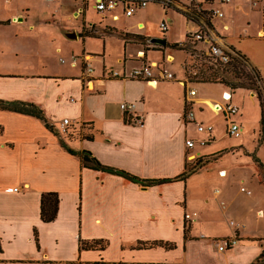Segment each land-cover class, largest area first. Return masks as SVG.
Instances as JSON below:
<instances>
[{
  "label": "crops",
  "instance_id": "1",
  "mask_svg": "<svg viewBox=\"0 0 264 264\" xmlns=\"http://www.w3.org/2000/svg\"><path fill=\"white\" fill-rule=\"evenodd\" d=\"M87 1L83 12L73 0H37L42 13L49 10L58 17L66 14L68 19L83 16L89 26L81 27L82 23L79 30L72 29L84 46L78 60L70 57V65L60 68L42 61L0 68V99L32 102L45 116L44 121L0 109V264L252 263L264 244V185L252 152L244 140L218 146L214 129L197 131L198 123L212 125L211 114L220 113L225 136H229L227 120L217 107L224 102L222 93L231 90L220 83L186 81L182 54L149 42L151 37H163L166 44L181 43L186 35L199 32L209 19V28L203 29L205 41L245 54L213 26L214 19L224 18L225 12L219 6L223 16H209L213 6L210 0H172L166 9L158 1L150 2L159 5L165 15L174 9L196 25L185 31L181 40H168L160 28L164 19L159 22V35L144 30L142 20H133L143 8L126 16L118 5L103 13L106 17L99 23L97 16L102 14L94 7L95 0ZM229 2L235 12L258 10L263 17L264 2L214 3ZM190 11L197 17L193 21L186 18ZM28 12L18 0L0 3V21L7 24L9 21L4 20L9 17L20 21ZM53 17L42 15L41 21L24 19L18 24L30 29L49 28L56 22ZM121 19L126 22L117 24ZM223 28H228L227 23ZM256 36L264 40V28H259ZM89 40H102V49H87ZM112 42L116 44L113 51L109 46ZM156 45L163 50H154ZM131 46L134 49L127 51ZM146 46L151 49L145 50ZM41 52L37 50L36 55ZM153 52L160 56L153 57ZM179 54V69L174 71L168 65ZM245 55L257 68L253 57ZM59 61L66 59L59 57ZM144 62L152 64L149 81L106 77L107 70L124 71ZM84 65L91 66L92 71L86 73ZM163 69L175 78L164 77ZM209 84L220 89L219 101L203 92ZM189 90L195 94L190 95ZM240 94L246 95V103L235 120L242 132L250 124L258 135V100L245 89L231 93L232 99ZM122 101L135 103V113L121 110ZM188 109L194 112L193 120L185 119ZM63 118L70 120L66 130L60 124ZM136 118L141 123L135 122ZM196 136L208 142L201 145ZM188 139L196 141L192 148L186 146ZM67 149L89 151L102 166L161 181L141 184L106 169L84 166L80 157ZM196 159L207 162L186 177L167 180L183 173L186 164ZM45 192H56L59 199L56 217L48 222L40 215ZM185 213L189 219L184 218ZM234 236V246L218 250L217 241ZM81 241L86 244L84 248ZM153 242L162 244L151 245ZM166 243L172 246L166 247Z\"/></svg>",
  "mask_w": 264,
  "mask_h": 264
},
{
  "label": "rangeland",
  "instance_id": "2",
  "mask_svg": "<svg viewBox=\"0 0 264 264\" xmlns=\"http://www.w3.org/2000/svg\"><path fill=\"white\" fill-rule=\"evenodd\" d=\"M19 5L23 10L29 9V12L25 16L23 14V18L18 20H12L11 17L4 21H9L7 24L6 22L0 21V68L2 69L9 68L11 66L21 65L23 67L28 66L27 64H34V62H40L43 63L46 62L48 66L51 67H68L70 64V57L71 59L78 60L79 54L81 53V50L83 49V41L82 38L79 37L78 32L76 33L75 38H70L66 35V33L71 29L79 30V27H85L87 28V24H85V21L80 16L77 18L68 19L67 15L64 14L60 17L57 16L56 12H49L47 11H41L39 2L37 0H18ZM78 3V10L79 11H85L84 9L87 7V1L86 0H73ZM213 2L212 7H219L221 6L222 10L225 12L224 18H217L213 21L214 28L218 31L220 35L229 36L228 38L230 41L236 45L240 46L243 49V52L245 54H248V56L253 57L255 62L257 63L256 66L261 72V78L264 80V40H261L257 38L256 32L259 28H264V17L262 15H259L258 10H254L250 13V11L247 14H244L242 12H235L232 9V2H229L225 5H220V3H217L216 5L214 2L215 0H210ZM256 4L261 5L264 1L263 0H253ZM5 0H0V3H4ZM221 10V11H222ZM51 14L54 16L53 20L54 26L45 28V27H35L33 29L25 28L22 23L25 20H38L41 21V16L46 15L50 17ZM21 16V15H20ZM57 16V17H56ZM92 16V19L94 20L93 15L90 14V17ZM106 16L104 14L98 15V21L99 23L104 21V18ZM96 18V17H95ZM96 18V19H97ZM173 18L170 22L169 19ZM233 18L234 21H231ZM164 19L165 21L169 22L168 24V30L164 33L166 35V38L168 40L172 39H178L181 40L183 36L187 33L185 31H190L196 26L195 24L191 22H187L185 18L175 11L174 9H169L166 13V15L163 13L161 7L156 4H148L143 9H140L135 13V18L133 20H142L146 28L144 30H147L149 33H157L159 35L158 26L159 22ZM86 20H91L87 19ZM126 22V19H121L120 21H117V24L120 25V23ZM133 22V21H132ZM227 23L228 28L224 29L223 24ZM99 26V25H98ZM80 31L81 28H80ZM235 35H243L245 38H238V36ZM225 37V38H227ZM111 41V39H110ZM187 41V40H184ZM183 41V42H184ZM188 43V42H187ZM170 43L166 44L165 47H168ZM110 48L113 50L116 49V44L113 42L109 44ZM157 47H153L154 50H163L159 45H156ZM86 48L92 51H98L102 49V40L100 42L98 41H91L86 45ZM130 48V49H129ZM127 49V51H132L134 48L131 46ZM161 48V49H160ZM43 50L39 55H36L37 50ZM86 49V50H87ZM148 46H146L145 50H149ZM166 50H171L166 48ZM111 51V52H112ZM238 51V50H237ZM170 52V51H169ZM173 53V51H171ZM183 58L180 61L181 67H186L193 69L192 67H198L200 62L195 59L191 58L184 52L180 51ZM152 56L155 58H158L160 55L157 52H153ZM59 57H63L66 59L65 62H60ZM164 59V58H163ZM178 59H180V54L177 55L175 60L168 65L169 68L172 70L179 69V65L177 63ZM72 61V62H73ZM250 66H252L249 62L247 63ZM87 67H91L89 65H84V69ZM92 68V67H91ZM174 70V71H175ZM228 79H231L232 81H246L243 77H240V79L234 78L232 75L227 76ZM221 84V83H220ZM224 89L231 90L235 93L236 90L239 89H232L229 87V85L221 84ZM261 91L264 93V81L261 80ZM203 92L210 96L213 100L219 101V95H220V89L216 85H207L203 87ZM248 92H253L248 90ZM254 93V92H253ZM255 94V93H254ZM70 99V98H69ZM71 101V100H70ZM246 95L240 94L238 98L232 99L233 104H235L239 109L241 105L245 104L246 102ZM238 109V111H239ZM239 112H237L238 114ZM250 114L252 115V111H250ZM238 115H234L232 118L238 119ZM211 118L213 119V129L214 133L216 135V139H219V145H223L225 143L229 144H235L240 139L244 140V146L248 149V151L253 152L255 149L256 155L264 162V149L261 147H257V135L254 130H252V126L250 124H247V127L244 129L243 132L240 133L239 137H231V136H225L224 133V126L225 121L223 119V116L220 113L217 114H211ZM236 121V120H235ZM196 141H199L202 138L194 137ZM255 167V165H254ZM186 214V213H185ZM184 214V218H185ZM189 219V218H185Z\"/></svg>",
  "mask_w": 264,
  "mask_h": 264
},
{
  "label": "trees",
  "instance_id": "3",
  "mask_svg": "<svg viewBox=\"0 0 264 264\" xmlns=\"http://www.w3.org/2000/svg\"><path fill=\"white\" fill-rule=\"evenodd\" d=\"M194 11L189 12V16L186 15L188 20H195L197 17L194 14ZM203 13V12H202ZM197 15H201L197 13ZM263 17H264V8H263ZM207 18V17H206ZM207 26L211 24L209 19H206ZM186 40L184 42H175L171 43L168 47L173 51L182 52L184 51L192 60V58L197 59L200 64L198 67H192L193 69L183 67V75L185 80L190 83L196 82H212V83H221L224 85H229L232 89H245L250 90L255 93V96L258 100L260 106V118H259V130L257 135V146L264 149V93H262L260 82L262 80L260 72L254 66H250L248 63V58L245 54H242L239 51L233 50L232 53H229V61L219 62L218 60L211 57L207 51L210 46V41H205L203 38L193 39L192 36L186 35ZM188 42V43H187ZM198 45L199 48H198ZM232 75L236 79L243 77L246 81H232L228 79L227 76ZM231 93H233L231 91ZM0 109L9 110L18 113H23L26 115L34 116L38 119L45 121V116L42 109L32 103L21 100H3L0 99ZM72 154H76L80 157V161L84 166H92L93 168L106 169L110 172H115L120 174L133 182L141 184H149L153 182H160L161 180H145L140 179L130 173L115 169L112 167L102 166L98 163L94 157H92L89 151L74 152L71 149H67ZM252 161L255 165L259 181L264 185V162L256 155L255 152L251 153ZM207 160L201 161V159H196L192 164L187 163L185 170L180 175L167 179V180H178L183 177H186L188 174L194 172L195 169L203 166ZM58 194L56 192H45L41 195L40 200V215L41 219L45 222L52 221L56 217L57 206H58ZM154 244H162L160 242H153ZM85 243L80 242V247L84 248ZM166 247L172 246V244H165ZM250 264H264V244L260 254L257 258Z\"/></svg>",
  "mask_w": 264,
  "mask_h": 264
},
{
  "label": "built area",
  "instance_id": "4",
  "mask_svg": "<svg viewBox=\"0 0 264 264\" xmlns=\"http://www.w3.org/2000/svg\"><path fill=\"white\" fill-rule=\"evenodd\" d=\"M47 2H54L57 0H45ZM87 1V0H86ZM158 1L162 4V6L166 9L167 6L172 3V0H95L94 7L95 9L100 12L101 14L105 12H111L113 11L116 6L120 5L123 14L126 16L132 15L137 9L139 8H144L148 5L150 2ZM228 0H219L220 3L227 2ZM88 3V1H87ZM208 15L211 17H222L223 12L221 11L220 7H212L208 11ZM160 28L163 32H166L168 29V23L167 21L163 20L160 23ZM208 29L209 27L207 26L206 23H204L200 29L199 32L194 33V34H189L192 36L193 39H200L203 38L205 40V34L203 33V29ZM210 40H208L209 42ZM210 46L207 51V53L213 57L214 59L218 60L219 62H227L229 61V53L231 51L227 50L225 47L221 46L220 44L216 42L210 41ZM232 53V52H231ZM92 71L91 67H87L85 69L86 73H90ZM163 76L169 79L175 78L174 74L172 72H169L165 69H163ZM106 77H119V78H129V79H142L145 81H149L152 78V64L144 62L136 66L130 67L128 70L124 71H117V70H107L106 71ZM190 95L195 94V90H189L188 92ZM223 99L224 102L222 105H218L217 109L219 111H222L224 114L225 119L227 120V126H226V133L227 135L231 137H239L240 133L242 132L240 124L235 121L232 117L237 114L238 107L233 104L232 102V96L231 92H223ZM71 101H74L72 97H70ZM120 109L130 113L134 114L136 110V105L133 102H127V101H122L120 104ZM195 117L194 112L192 109H188L185 114V119L187 120H193ZM135 122L141 123L140 118H136ZM61 127L63 130H66L67 126L70 124V120L68 118H63L61 120ZM213 129L211 124H204V123H198L197 124V131L203 132V131H208L211 132ZM195 140L193 139H188L186 141V146L188 148H192L195 145ZM199 144L204 145L205 143L208 142V139L203 138L197 141ZM242 190H245L244 187H241ZM246 192H250L246 190ZM185 218H189V214H185ZM237 243V238L231 237L227 239H220L217 241V248L218 250H224L226 247L229 246H234Z\"/></svg>",
  "mask_w": 264,
  "mask_h": 264
},
{
  "label": "water",
  "instance_id": "5",
  "mask_svg": "<svg viewBox=\"0 0 264 264\" xmlns=\"http://www.w3.org/2000/svg\"><path fill=\"white\" fill-rule=\"evenodd\" d=\"M66 35L70 38H75L76 37V33L74 31H68L66 33ZM150 43H155V44H159L161 46H165L166 45V39L163 37H151L149 39Z\"/></svg>",
  "mask_w": 264,
  "mask_h": 264
}]
</instances>
